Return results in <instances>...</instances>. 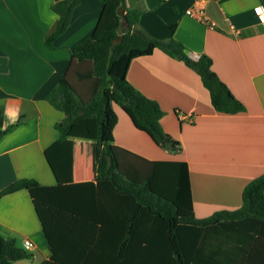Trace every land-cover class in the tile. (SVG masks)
Returning a JSON list of instances; mask_svg holds the SVG:
<instances>
[{
	"label": "crops",
	"instance_id": "0c3cea01",
	"mask_svg": "<svg viewBox=\"0 0 264 264\" xmlns=\"http://www.w3.org/2000/svg\"><path fill=\"white\" fill-rule=\"evenodd\" d=\"M56 1L0 0V104L3 126L12 125L0 137V190L20 177L50 185L95 176L97 143L79 137L59 141L55 122L64 114L45 97L69 70L73 46L93 31L102 3L79 0L69 25L49 47L45 37L58 18L51 7ZM195 1L125 0V4L142 11L137 26L148 34L175 38L192 57L207 54L212 69L246 111H215L199 74L155 48L132 59L127 79L159 102L164 111L161 125L179 140L180 149L157 146L116 105L113 137L114 144L147 159L185 160L194 213L200 218L238 208L244 185L264 171V6L261 0H206L205 11L215 22L210 27L185 13ZM179 113L191 118H180ZM0 233L13 237L17 247L26 237L33 242L32 256L11 264H39L49 257L25 189L0 196Z\"/></svg>",
	"mask_w": 264,
	"mask_h": 264
},
{
	"label": "trees",
	"instance_id": "16d2710c",
	"mask_svg": "<svg viewBox=\"0 0 264 264\" xmlns=\"http://www.w3.org/2000/svg\"><path fill=\"white\" fill-rule=\"evenodd\" d=\"M98 1L102 8L93 31L73 46L69 70L45 97L64 114L55 122L59 141L97 143L94 178L48 185L20 177L0 190V196L28 191L49 249L39 264H264V171L244 185L238 208L199 218L185 160L147 159L114 144L113 137L116 105L157 146L180 149L161 125L159 102L127 79L132 59L155 48L199 74L215 111L244 112L245 104L212 69L207 54L192 57L175 38L148 34L137 26L142 11L125 0ZM78 3L52 4L58 18L45 37L47 46L67 28ZM3 119L0 104V137L12 126H3ZM31 256L0 233V264Z\"/></svg>",
	"mask_w": 264,
	"mask_h": 264
},
{
	"label": "built area",
	"instance_id": "2783aa9c",
	"mask_svg": "<svg viewBox=\"0 0 264 264\" xmlns=\"http://www.w3.org/2000/svg\"><path fill=\"white\" fill-rule=\"evenodd\" d=\"M206 0H196L192 5H190L188 8L185 9V13L187 15H190L192 17H195L196 19H198L199 21H201L202 23H204L207 26L213 27L215 26V22L210 18V16L206 13L205 11V6H204V2ZM264 18V15H263ZM230 27L233 29V31L238 34L239 30L234 29L233 25H230ZM180 118H191V115H187L184 113H179ZM33 245V242L31 241L30 238L26 237L23 239L22 242V247L29 251L31 249Z\"/></svg>",
	"mask_w": 264,
	"mask_h": 264
},
{
	"label": "water",
	"instance_id": "95a60500",
	"mask_svg": "<svg viewBox=\"0 0 264 264\" xmlns=\"http://www.w3.org/2000/svg\"><path fill=\"white\" fill-rule=\"evenodd\" d=\"M263 2H264V0H263ZM118 11H119V14L121 15L123 13V6H120ZM175 149H176V146L171 147V150H175Z\"/></svg>",
	"mask_w": 264,
	"mask_h": 264
},
{
	"label": "rangeland",
	"instance_id": "374dc122",
	"mask_svg": "<svg viewBox=\"0 0 264 264\" xmlns=\"http://www.w3.org/2000/svg\"><path fill=\"white\" fill-rule=\"evenodd\" d=\"M171 149V148H170ZM171 151H174V150H171Z\"/></svg>",
	"mask_w": 264,
	"mask_h": 264
},
{
	"label": "snow or ice",
	"instance_id": "6c2138e0",
	"mask_svg": "<svg viewBox=\"0 0 264 264\" xmlns=\"http://www.w3.org/2000/svg\"><path fill=\"white\" fill-rule=\"evenodd\" d=\"M259 11V10H258Z\"/></svg>",
	"mask_w": 264,
	"mask_h": 264
}]
</instances>
